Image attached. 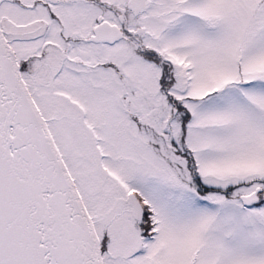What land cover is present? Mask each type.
Returning <instances> with one entry per match:
<instances>
[{
  "label": "snow or ice",
  "instance_id": "obj_1",
  "mask_svg": "<svg viewBox=\"0 0 264 264\" xmlns=\"http://www.w3.org/2000/svg\"><path fill=\"white\" fill-rule=\"evenodd\" d=\"M0 264H264V0H0Z\"/></svg>",
  "mask_w": 264,
  "mask_h": 264
}]
</instances>
